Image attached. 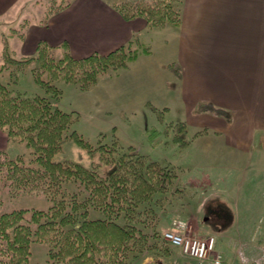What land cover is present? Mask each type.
<instances>
[{"label": "rangeland", "instance_id": "374dc122", "mask_svg": "<svg viewBox=\"0 0 264 264\" xmlns=\"http://www.w3.org/2000/svg\"><path fill=\"white\" fill-rule=\"evenodd\" d=\"M108 1L112 5L113 0ZM177 1L181 10L182 0H176V3ZM65 2L66 0H23L24 9L19 8L11 13L10 19L19 16L24 18V23L34 21L46 12L47 15L52 13ZM7 21L8 16L2 23ZM163 28L149 26L141 35L139 45L135 41L132 48H153L159 56L164 52V35L153 40L149 32ZM14 32L12 27L5 26L0 29V38L3 33L8 37ZM3 48L4 41L0 39V82L13 95L46 97L53 107L72 115L73 123L67 131V139L62 149L55 154L54 160H69L89 169L95 168L99 176L104 177L114 166L119 165L123 156L134 157L136 160V155H143L146 163L154 162L156 166L169 169L177 175L167 191L155 193L148 201L135 206L128 215L126 211H122L118 217L113 216V220L120 225H135L144 234H138L140 237L131 240L126 264H192L180 247L165 240L164 233L169 230L193 236L215 234L217 250L229 264H264V161H252L250 158L240 160L238 165L235 164L236 168L234 165L230 166L232 170L228 171L232 174H229L226 181H221V170L224 169L221 164H232L235 160H220L214 152H207V141L195 136L201 129L197 113L190 115L184 112L180 103L169 100L168 92L160 91L162 87L151 95L146 91H132L127 87L133 82L139 67L147 64L146 61L140 60L133 66L130 62L125 68L110 67L84 90L80 81L68 82L63 75L52 79L51 72L43 70L35 59L23 64L8 61L11 57L19 61L29 60L36 57L37 52L17 58L6 42L4 51ZM13 48L16 49L15 43ZM67 52L70 50L65 47L59 49L53 46L49 50V54L57 60L64 58ZM33 69L39 72L43 70V79L55 85L61 94L54 95L37 83ZM76 76L80 80L82 70H78ZM163 84L166 85V82ZM151 101L157 102L159 107L156 108ZM170 102L173 106H170ZM180 122L185 123L189 129L186 136L189 145L185 148L175 140L177 124ZM1 129L8 134L7 129ZM73 130L93 146V155H90L88 147L70 138ZM9 140L11 142L6 151L10 156H24L28 161H34V150L26 145L23 138L9 136ZM261 144L264 146V143ZM253 146L258 147L259 144L255 143ZM89 197V191L78 179L64 182L56 196L41 191H28L18 195L2 189L0 194L3 210L29 209L27 219L31 218L33 209L47 210L55 200L84 202ZM233 203L238 206L235 207ZM108 217L101 209L90 206V219ZM236 217L238 221L233 229L226 234L219 232L218 235V230L230 226ZM78 220L82 218L79 216ZM50 248L49 243L34 242L30 264H64L50 258Z\"/></svg>", "mask_w": 264, "mask_h": 264}, {"label": "trees", "instance_id": "16d2710c", "mask_svg": "<svg viewBox=\"0 0 264 264\" xmlns=\"http://www.w3.org/2000/svg\"><path fill=\"white\" fill-rule=\"evenodd\" d=\"M55 9H61L71 4ZM176 0H113L112 6L126 20L145 19L150 27L163 28L181 23V10ZM133 43L123 45L107 54L93 53L86 57L75 58L67 52L64 58L56 59L49 54L53 46L40 41L37 56L19 61L23 64L37 60L43 70L52 74V79L63 75L68 82H81L87 89L97 81L98 75L110 67L125 68L136 61L141 54H150L149 47L132 48ZM68 48L67 44L64 45ZM169 68L177 75L181 68L174 62ZM42 70V71H43ZM82 70L83 76L77 79L76 73ZM37 83L54 95L60 90L43 79L41 72L33 69ZM200 110L225 115L226 111L211 103H202ZM73 118L70 113L53 107L46 97H29L23 94L13 95L5 84L0 82V127L8 131L10 137L20 136L26 145L34 150V161L24 156L12 157L6 150H0L1 189L15 194L28 191H41L56 196L64 182L78 179L89 191L90 197L84 202H66L55 200L47 209H33L30 219L29 209L3 210L0 199V264H30L32 244L36 241L49 243L50 258L64 264H126L131 250L130 242L144 235L132 224L120 225L113 220L122 211L127 215L135 206L152 198L155 193L165 192L177 175L166 168L158 167L154 162L146 163L143 155L122 157L118 166L104 176L97 170L65 160H54L67 139ZM187 125L177 124L175 140L185 148ZM70 138L82 146L88 147L90 155L95 150L82 136L73 130ZM100 167V166H99ZM101 209L107 219H90L89 208ZM82 220H78V217Z\"/></svg>", "mask_w": 264, "mask_h": 264}, {"label": "crops", "instance_id": "0c3cea01", "mask_svg": "<svg viewBox=\"0 0 264 264\" xmlns=\"http://www.w3.org/2000/svg\"><path fill=\"white\" fill-rule=\"evenodd\" d=\"M181 5L179 25L149 32L153 40L164 35V52L157 56L150 48V54L132 62L131 66L140 60L147 64L139 67L127 87L150 95L162 87L160 91L168 92L169 100L180 103L184 112L197 113L201 129L195 136L207 141V152L220 160H235L221 164L220 179L226 181L232 174L228 169L236 168L240 160L264 161V0H182ZM23 7V0H0V29L10 26L15 31L8 37L3 33L0 39L17 58L36 54L40 41L59 49L67 44L75 58L107 54L130 42L139 45L149 29L143 18L124 19L108 0H72L59 12H46L26 23L23 17L10 19L11 13ZM7 16L9 21L2 23ZM174 62L181 68L180 75L169 68ZM202 103L222 108L226 114L199 110ZM10 142L0 128V149L8 151ZM237 221L236 217L218 235L233 229Z\"/></svg>", "mask_w": 264, "mask_h": 264}, {"label": "built area", "instance_id": "2783aa9c", "mask_svg": "<svg viewBox=\"0 0 264 264\" xmlns=\"http://www.w3.org/2000/svg\"><path fill=\"white\" fill-rule=\"evenodd\" d=\"M166 241L181 248L182 252L192 258L194 264H225L224 256L217 250L215 235L193 236L185 232L166 231Z\"/></svg>", "mask_w": 264, "mask_h": 264}]
</instances>
